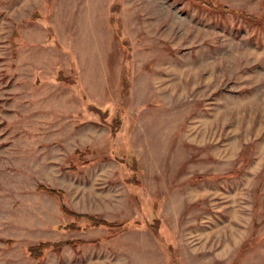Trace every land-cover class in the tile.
I'll return each instance as SVG.
<instances>
[{"label":"rangeland","instance_id":"rangeland-1","mask_svg":"<svg viewBox=\"0 0 264 264\" xmlns=\"http://www.w3.org/2000/svg\"><path fill=\"white\" fill-rule=\"evenodd\" d=\"M0 264H264V0H0Z\"/></svg>","mask_w":264,"mask_h":264},{"label":"trees","instance_id":"trees-1","mask_svg":"<svg viewBox=\"0 0 264 264\" xmlns=\"http://www.w3.org/2000/svg\"><path fill=\"white\" fill-rule=\"evenodd\" d=\"M47 192H50L51 194L59 193L58 191L56 192L55 190H50V189H48ZM71 215H77V214H76V213H73V214H71ZM47 245L49 246V244L44 243V244H41V245H39V246H37V247H34V248H32V249L30 250V253H31V254H33V253L35 254V253H37V250H36L35 248H38V247L40 248V247H43V246L45 247V246H47Z\"/></svg>","mask_w":264,"mask_h":264}]
</instances>
